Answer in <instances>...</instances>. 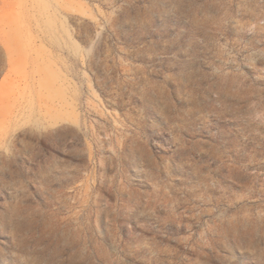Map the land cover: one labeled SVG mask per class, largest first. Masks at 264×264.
<instances>
[{
    "label": "rangeland",
    "instance_id": "obj_1",
    "mask_svg": "<svg viewBox=\"0 0 264 264\" xmlns=\"http://www.w3.org/2000/svg\"><path fill=\"white\" fill-rule=\"evenodd\" d=\"M0 264H264V0H0Z\"/></svg>",
    "mask_w": 264,
    "mask_h": 264
}]
</instances>
